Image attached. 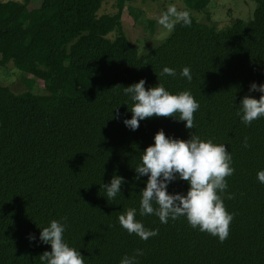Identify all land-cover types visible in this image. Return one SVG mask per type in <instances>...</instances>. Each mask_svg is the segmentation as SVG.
Masks as SVG:
<instances>
[{
    "label": "trees",
    "instance_id": "1",
    "mask_svg": "<svg viewBox=\"0 0 264 264\" xmlns=\"http://www.w3.org/2000/svg\"><path fill=\"white\" fill-rule=\"evenodd\" d=\"M102 1L42 0L36 8L31 0L0 1V67L11 62L43 91L15 94L0 83V264H39L50 246L27 236L38 237V227L61 217L63 238L84 264H119L134 249L143 251L138 264H264V184L256 180L264 169V117L245 126L236 115L241 97L259 99L249 84L264 83V0H254L250 20L222 30L189 15V25L174 23L141 55L122 31L123 0L114 14L99 16ZM182 1L196 12L209 2ZM165 66L176 75L161 77ZM185 66L191 81L179 75ZM140 79L146 90L158 83L172 94L188 91L199 105L192 129L163 116L126 128L132 102L123 87ZM117 111L120 119L111 118ZM160 129L166 137L210 139L230 153L234 171L222 199L233 218L223 242L183 217L161 224L137 213L145 228L157 230L147 240L120 227L117 217L138 209L147 179H134L133 168ZM112 176L125 183L107 201L100 185ZM187 188L176 180L167 191Z\"/></svg>",
    "mask_w": 264,
    "mask_h": 264
},
{
    "label": "clouds",
    "instance_id": "2",
    "mask_svg": "<svg viewBox=\"0 0 264 264\" xmlns=\"http://www.w3.org/2000/svg\"><path fill=\"white\" fill-rule=\"evenodd\" d=\"M170 18L183 25L190 24L188 12L177 11L172 5L158 17L157 23L171 30L174 23ZM159 75L175 76L176 72L165 66ZM179 75L188 81L192 79L190 69L186 66L181 68ZM144 85L145 80L140 79L123 87V94L132 102L131 108L126 109L131 117L122 120L126 128L134 131L139 126V121L163 116L183 121L186 129H192L193 113L199 105L188 91L172 94L165 90L163 84L156 83L147 90ZM253 91L260 93L259 99L244 95L236 105V115L245 126L264 117V83H250L248 92ZM111 118L120 119V113L117 111ZM246 141L247 138L245 147ZM231 160L224 144H214L210 139L202 140L192 134L185 140L166 137L162 129L157 130L153 135V143L141 152L139 162L133 168L134 179L147 177L145 186L139 193L138 209L128 208L119 215L117 220L120 227L129 235L134 234L140 240H147L157 235V230L145 228L135 219L137 213L141 217L154 215L161 224L183 217L189 227L223 242L228 237L229 224L233 218V214L225 210L222 199L227 188L225 177L231 176L234 171L230 166ZM176 180L187 182L188 188L184 194L167 191L169 183ZM256 180L264 184V169L256 173ZM123 183V177L112 176L108 183L100 185L107 201L121 194ZM227 198L231 199V194ZM38 228V237L28 234L27 239L29 242L37 241L50 246V251L46 250L38 256L39 264H84L79 251L70 247L63 238L66 217L52 219L47 226ZM141 255V249H134L132 255L122 256L119 264H138L137 257Z\"/></svg>",
    "mask_w": 264,
    "mask_h": 264
},
{
    "label": "rangeland",
    "instance_id": "3",
    "mask_svg": "<svg viewBox=\"0 0 264 264\" xmlns=\"http://www.w3.org/2000/svg\"><path fill=\"white\" fill-rule=\"evenodd\" d=\"M23 3V0H0ZM42 0H31L36 8ZM118 0H103L97 15H112L117 10ZM121 24L124 36L135 45L137 54L141 55L159 44L171 32L157 23L158 17L164 13L169 5L175 6L177 11H187L198 23L209 24L217 30L228 27L232 21L239 19L247 22L251 19L256 7L254 0H209L207 7L196 12L189 9L182 0H123ZM171 22L176 23L174 18ZM116 32L107 35L114 39ZM17 70L11 62L0 67V83L15 94L30 91L42 94L41 84ZM24 78V79H23ZM24 81H23V80Z\"/></svg>",
    "mask_w": 264,
    "mask_h": 264
}]
</instances>
